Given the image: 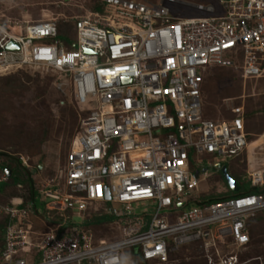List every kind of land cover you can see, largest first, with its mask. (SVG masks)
I'll return each instance as SVG.
<instances>
[{"label":"built area","instance_id":"1","mask_svg":"<svg viewBox=\"0 0 264 264\" xmlns=\"http://www.w3.org/2000/svg\"><path fill=\"white\" fill-rule=\"evenodd\" d=\"M95 2L102 12L64 18L72 29L62 37L58 18L19 25L0 13V76L57 74L58 89L83 114L63 168L34 178L37 201L0 205V264H134L131 249L149 264H167L169 253L189 243L204 250L207 264H243L247 225L264 211V194L183 207L198 202L212 175L207 167L226 166L248 147L243 107L230 108L228 119L206 117L202 86L214 68L244 81L264 78V0ZM180 4L201 15L170 7ZM205 156L213 161L203 169ZM17 157L33 172L30 158ZM5 170L0 183L10 178ZM246 182L264 185V171L248 172ZM106 203L121 206L117 216L110 212L118 231L96 239L81 223ZM138 206L145 210L131 221ZM34 209L62 223L50 227ZM30 215L45 230L31 229Z\"/></svg>","mask_w":264,"mask_h":264},{"label":"rangeland","instance_id":"2","mask_svg":"<svg viewBox=\"0 0 264 264\" xmlns=\"http://www.w3.org/2000/svg\"><path fill=\"white\" fill-rule=\"evenodd\" d=\"M180 1L190 4L211 2ZM94 2L95 0H0V13L6 20L17 22L19 25L27 21L52 18H58L59 25H65L69 22L64 21V18L92 11ZM170 7L181 13V16L201 15L190 9L188 11L187 7L181 4ZM59 82L61 80L57 74L40 69L0 76V152L30 158L33 180L53 176L63 168L70 143L78 129L79 118L83 115L70 103L69 97L58 89ZM203 96L204 113L210 119L229 118V109L232 107H243L247 112L244 120L248 147L238 158L227 162L230 173L242 181L237 184L243 190L247 188L245 185L248 172L264 171V141H259L264 135V78L244 81L232 69L214 68L205 78ZM71 111L75 113V117L69 115ZM199 160H202L200 168L204 169L213 158L205 156ZM207 171L212 173L211 177L217 176V173L219 177V170L216 168L207 167ZM217 181L219 180L209 178L201 183L197 195L217 196L226 191L222 179ZM6 202L7 200L0 205ZM193 207L195 205L192 202H187L183 209ZM120 210L121 206L106 203L101 206L99 215L116 218ZM144 210L139 206L134 208L129 218L141 215ZM110 212L115 216L110 215ZM260 213L255 215L258 219L250 226L251 241L247 248L239 253V259L243 256L248 260V255H252L256 250L264 251V217L259 216ZM72 219L77 223L82 222L78 217ZM117 227L118 225L112 223L105 226L104 237L115 235ZM194 261L199 264L207 262L204 250L199 248L197 243H189L169 253L167 264H191Z\"/></svg>","mask_w":264,"mask_h":264},{"label":"trees","instance_id":"3","mask_svg":"<svg viewBox=\"0 0 264 264\" xmlns=\"http://www.w3.org/2000/svg\"><path fill=\"white\" fill-rule=\"evenodd\" d=\"M91 9L93 11L102 12L103 7L99 3L94 2V5L91 7ZM58 29H59V37H62V33H64V31H68V32L71 31L72 25L70 23L65 24V25H59ZM222 69H226V68H222ZM228 70H230V69H228ZM260 79H263V78H260ZM204 87H205V80H204V83L202 86L203 93H204ZM229 113H230L229 118L234 116L231 111ZM246 114H247V112L244 111V117ZM69 115L75 117V113L72 111L69 112ZM244 122H245V120H244ZM245 130H246V128H245ZM259 141L260 142L264 141V135H263L262 139H259ZM252 145H254V143H252ZM0 168L1 169L8 168L12 172L7 183H0V203L7 200V202L3 203V205H8L10 203V201L16 197H22L24 200V204L32 203V202L34 204L37 201V193L35 192L34 181L32 178L33 172L31 170L25 169L23 166H21L17 156H11V155L4 154L3 152H0ZM226 168H227L228 174L237 183L242 182V181H240L239 178H236L235 176H233L230 173V167L228 166V164H226ZM210 178H215L216 180H219L217 182H220L222 179L227 190L220 193L217 196H209V195L204 196L203 195L202 197L199 196V198L197 199L198 202L197 201H195V202L189 201V202H192V204H194L195 206H201L202 204L204 205L206 203L208 204V203L220 201L222 199L236 197L239 195H246V194H251V193L260 194V195L264 194V185L257 186V187H249L248 183L245 185V186H247V188H245L243 190L239 186L238 191H236V192L231 191L229 189V187L227 186V184L225 183L223 175L220 171H219V177H218V173H217V176L215 175V177H210ZM222 184L223 183L221 182V185ZM20 185L22 188H19ZM3 198H5V200ZM34 213L38 214L42 219H44L46 224L49 225L50 227H53L57 224L62 223V220L58 216H54L53 218L48 219L45 216L44 212H41L38 209H34ZM99 213H100V211L90 213L89 216H87L84 219V221L81 223V227L84 230L92 232L96 239L103 238L104 237L103 232L105 231V229H104L105 226L109 225L111 222H113L116 219V218H112L111 216L108 218L102 217L99 215ZM260 215L262 217H264V211H262L259 214V216ZM256 217L254 216V217L250 218L249 223L247 225L248 230H249L248 233H250L249 237H251V238H252V232H251L250 226H251V224L256 222V220L258 219V217L257 218ZM128 219H130L131 221H134V218H128ZM5 225H6V217L1 215L0 216V255H1V252L4 248ZM28 226L31 229L36 228V229H40V230H45V225H43V223L39 219H36L32 215H30ZM68 227L65 226L64 228L60 229L59 231H62L63 229L68 230ZM250 241H251V239H250ZM126 254H128L129 259L134 264H149L146 261H144L140 257L139 254H137L136 249H131ZM244 256L247 257V255H244ZM248 257H249V259L245 260L246 258L241 256L240 262L243 264H247V263L263 264L264 263V251L262 252V251L256 250V252H254L250 256L248 255ZM204 263L207 264L206 261H204ZM183 264H187V263H183ZM191 264H199V263L194 261V262H191Z\"/></svg>","mask_w":264,"mask_h":264},{"label":"water","instance_id":"4","mask_svg":"<svg viewBox=\"0 0 264 264\" xmlns=\"http://www.w3.org/2000/svg\"><path fill=\"white\" fill-rule=\"evenodd\" d=\"M10 49H14L15 48V45L14 44H10L8 46ZM215 167L217 169H219V171L222 173L223 175V178L227 184V186L230 188V190L232 191H238V184L237 182L227 173V170H226V166L223 165L222 163H218L215 165ZM5 172L7 173L8 176H10V170H5ZM105 193H106V199H109V196H108V190L107 188H105ZM179 206H181V204H179Z\"/></svg>","mask_w":264,"mask_h":264},{"label":"clouds","instance_id":"5","mask_svg":"<svg viewBox=\"0 0 264 264\" xmlns=\"http://www.w3.org/2000/svg\"><path fill=\"white\" fill-rule=\"evenodd\" d=\"M239 74V73H238ZM241 78V77H240ZM242 79V78H241ZM8 169V168H7ZM8 170H10V169H8ZM228 173V172H227ZM10 176H11V170H10ZM234 192V191H233Z\"/></svg>","mask_w":264,"mask_h":264}]
</instances>
